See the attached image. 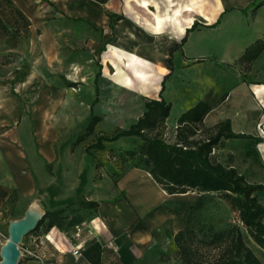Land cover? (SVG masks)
I'll list each match as a JSON object with an SVG mask.
<instances>
[{
	"label": "crops",
	"instance_id": "0c3cea01",
	"mask_svg": "<svg viewBox=\"0 0 264 264\" xmlns=\"http://www.w3.org/2000/svg\"><path fill=\"white\" fill-rule=\"evenodd\" d=\"M10 1L30 23V51L35 55L23 70L0 66V217L12 206L14 216L23 218L31 204L42 216L81 195V199L98 204L75 212L84 225L82 237L87 240L83 248L74 251V227L67 232L53 227L40 237L38 253L44 264H168L158 261V247L172 240L166 233L174 234L185 226L187 210L197 195L167 194L147 171L134 166L112 181L97 184L95 191L93 174L86 168L77 173L74 169L73 176L68 172L63 182L61 173L49 170L59 154L60 147L55 144L62 131L67 135V128L69 136L78 133L77 129L71 133L76 124L81 131L92 112L90 106L93 109L99 101L98 78L116 92L134 89L143 103L145 98L158 99L164 77L172 73L171 57L186 55L187 41L197 24L179 46L186 30L195 22L213 24L217 19L221 26L227 22V10L240 13L253 0H211L208 13L204 0ZM263 9L264 4L252 13ZM129 56L137 57L139 76L124 66ZM117 69L130 71L137 84L126 86L116 80ZM111 72L113 81H106ZM153 76L156 86L151 91L146 82ZM75 84L80 90L74 89ZM165 88L164 83L161 95L168 102ZM225 93L224 101L204 118V126L228 118L234 133L251 137L221 142L245 146V159L252 154L264 156V136L256 129L257 124L264 129V80L235 82ZM228 104L231 114L222 109ZM180 113L172 122L168 116L167 127L174 125ZM254 167L263 169L264 162L260 158L255 163L247 160L245 168ZM23 241L30 245L39 239L29 234ZM38 263L25 260L21 264Z\"/></svg>",
	"mask_w": 264,
	"mask_h": 264
},
{
	"label": "rangeland",
	"instance_id": "374dc122",
	"mask_svg": "<svg viewBox=\"0 0 264 264\" xmlns=\"http://www.w3.org/2000/svg\"><path fill=\"white\" fill-rule=\"evenodd\" d=\"M192 2L193 0H186ZM264 0H256V5ZM211 0H204L205 12L208 13V7ZM248 5V4H247ZM246 5V6H247ZM256 5L245 7L236 11L227 10L225 24L218 26H207L210 23L202 21L197 24L194 34L189 36L185 48L186 55L176 53L172 56L171 67L172 73L165 82V98L171 104L169 119L172 122L176 114L193 105L199 100H203L207 93H212V100H217L225 90L234 85L235 82L241 81H263L264 80V51L261 55L251 63L250 70H246L244 64L239 63V57L245 46H248L255 39H264V9L256 14L252 12L259 7ZM185 7L192 8L188 5ZM1 13L7 25V32L0 31V66L20 67L26 69L28 59L35 55L30 51L31 46V31L26 32L24 21L14 14L11 7L7 6L0 0ZM244 10V11H243ZM204 19L209 21L210 18L204 15ZM212 24V23H211ZM198 30V31H197ZM250 42V43H249ZM248 45H247V44ZM246 44V45H245ZM245 45V46H244ZM34 58V56H32ZM121 57V56H120ZM137 57L129 56L124 59V66L133 68V75L139 76L137 71ZM203 60L201 63H196L197 60ZM228 63L229 66L225 64ZM134 66V67H133ZM22 69V70H23ZM144 73L154 74L151 71ZM110 76L106 77V81H113ZM130 71L117 69L115 79L122 82L126 86L137 84L129 75ZM91 79V78H90ZM156 77L153 76L146 82L148 90L156 86ZM105 81L101 78L97 79L99 85V101L94 105L92 112L99 115L102 121H99L91 135L85 137L78 142L79 125L72 126V132L77 129L74 135L69 136V129L61 133V138L56 142L58 148V158L55 164L49 167V170L54 174L61 173V180L64 182L68 172L73 176L71 171H77L86 168L92 172V190L95 191L97 184H104L114 177L125 173L133 166L144 167L138 154L130 155V152H138L141 141L137 138H120L112 143H105V148L102 151L91 150L86 153L84 148L87 144L93 142L99 133H111L116 127L126 129L129 124L139 115L143 108V98L139 97L134 89H125L120 92L111 89L109 85H105ZM66 85V84H65ZM75 90H80L77 84ZM33 88H30L31 91ZM154 90V89H153ZM116 96V97H115ZM231 104L224 106L222 109L231 114ZM221 109V110H222ZM124 118V120H123ZM86 123L83 122V125ZM72 125V123H71ZM78 127V128H77ZM174 125H168L165 130V139L171 141L174 136ZM82 129V128H81ZM258 135L264 136V129L257 124ZM64 133V134H63ZM230 140H227L228 142ZM234 141V140H231ZM221 143L215 147V153L211 154V159L214 162H221L225 166H233L237 172L242 173L246 180L250 183H264V168H245L247 160H252L253 163L258 162L259 158L264 162V156L258 158L254 154L246 159L243 158V149L231 142ZM233 143V142H232ZM264 155V151H263ZM235 165V166H234ZM85 169V170H86ZM84 170V171H85ZM65 171V173H64ZM83 171V172H84ZM74 173V175H75ZM68 180V179H67ZM192 193L198 194L196 191ZM202 205L197 210V219L200 225L196 226L198 235L211 238L212 234L227 229L229 226L237 224L239 221L238 212L227 202H225L218 194H204ZM258 200L264 206V190L257 193ZM82 196L74 195L71 204L63 205L64 215L72 217L76 216L82 206L80 200ZM21 218L14 216L12 206L6 207V210L0 217V253L6 239L8 238V228L11 222L18 221ZM264 223V219H263ZM21 241L18 247L39 249V244L31 243L27 245ZM247 245L253 250L256 256L264 264V250L258 247L250 239L246 238ZM158 244V241L154 243ZM157 259L160 262H168V264H179L175 257V247L172 240L164 241L159 245ZM19 249V248H18ZM21 252V251H19ZM1 260V255H0ZM20 260V261H19ZM25 260L34 261L27 254L20 253L18 263L21 264ZM17 263V264H18Z\"/></svg>",
	"mask_w": 264,
	"mask_h": 264
},
{
	"label": "trees",
	"instance_id": "16d2710c",
	"mask_svg": "<svg viewBox=\"0 0 264 264\" xmlns=\"http://www.w3.org/2000/svg\"><path fill=\"white\" fill-rule=\"evenodd\" d=\"M1 1L11 7L14 14L24 21L25 31L28 32L30 23L24 14L10 0ZM262 4L264 1L256 5V0H253L244 10L249 6L260 7ZM3 16L0 8V31L7 32L8 28L4 21V17L7 16ZM218 23L219 19L207 26H215ZM195 25L196 23H193L186 30L179 46L186 42L188 33ZM263 51L264 40L257 38L244 48L239 63L244 64V68L249 71L251 63ZM202 61L199 59L196 62ZM169 75H166L161 83L158 99L145 98L144 111L134 123L126 129L116 128L111 133H99L84 150L86 153L93 149L102 151L105 143L126 137L137 138L141 141L139 150L130 152V155H139L144 165L141 168L150 174L163 191L167 194L193 191L198 193L195 202L187 210L185 226L174 234L166 233L172 239L179 264H263L245 239H250L264 250V206L257 197V193L264 190V183H250L234 167L225 166L211 159L213 149L222 143V140L251 136L234 133L228 118L211 127L204 126L206 115L227 96V93H223L217 100H212L214 97L212 93H207L203 100L197 101L179 114L175 120L173 139L167 141L164 136L171 104L165 101L161 93ZM99 121L100 117L91 112L78 135V142L91 135ZM81 177L83 185L84 172ZM210 193L218 194L230 204L238 212L239 221L225 230L213 233L211 238H205L196 231V226L200 225L196 212L202 205V195ZM71 202L72 200H66L63 203L69 205ZM79 203L82 208H94L98 205L97 202L85 199H81ZM79 223L81 222L78 217L69 218L64 215L62 208H58L46 211L27 235L33 234L40 240V237L53 227L67 232Z\"/></svg>",
	"mask_w": 264,
	"mask_h": 264
},
{
	"label": "water",
	"instance_id": "95a60500",
	"mask_svg": "<svg viewBox=\"0 0 264 264\" xmlns=\"http://www.w3.org/2000/svg\"><path fill=\"white\" fill-rule=\"evenodd\" d=\"M41 217L42 216H38L34 218L29 208L23 218L10 223L8 228V241L3 245L0 253V264L18 263V258L20 256L18 246L21 237L26 236L29 231L34 229Z\"/></svg>",
	"mask_w": 264,
	"mask_h": 264
},
{
	"label": "built area",
	"instance_id": "2783aa9c",
	"mask_svg": "<svg viewBox=\"0 0 264 264\" xmlns=\"http://www.w3.org/2000/svg\"><path fill=\"white\" fill-rule=\"evenodd\" d=\"M84 231V225L82 223L76 224L73 228V231L71 233V237L74 238L76 240V243L74 245V251H79L83 248L84 243L86 242L87 239H83L82 234ZM40 240L38 242H35L36 244H40ZM110 247H114V244L112 242H108L107 244ZM19 251H21L20 253L27 254L31 259L35 260L36 262H39L38 264H44L42 262V257L39 255L38 250L37 249H29V248H23V247H18ZM20 261V260H19Z\"/></svg>",
	"mask_w": 264,
	"mask_h": 264
},
{
	"label": "bare ground",
	"instance_id": "6f19581e",
	"mask_svg": "<svg viewBox=\"0 0 264 264\" xmlns=\"http://www.w3.org/2000/svg\"><path fill=\"white\" fill-rule=\"evenodd\" d=\"M155 59L158 60L159 58L156 57ZM29 208H30V212L32 213V215L34 216V218H37L38 216H40V213L35 209V206L33 204H31ZM7 241H8V238L6 239L5 243Z\"/></svg>",
	"mask_w": 264,
	"mask_h": 264
}]
</instances>
